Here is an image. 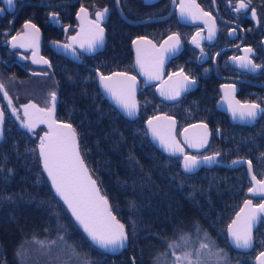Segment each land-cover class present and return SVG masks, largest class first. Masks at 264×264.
Returning <instances> with one entry per match:
<instances>
[{
  "label": "trees",
  "instance_id": "16d2710c",
  "mask_svg": "<svg viewBox=\"0 0 264 264\" xmlns=\"http://www.w3.org/2000/svg\"><path fill=\"white\" fill-rule=\"evenodd\" d=\"M109 27L106 51L94 66L131 72L133 27L124 24L121 30L114 17ZM83 66L76 64L75 76L61 81L59 119L75 128L92 176L129 233L127 248L111 255L94 246L54 194L37 151L20 144L12 148L9 170L0 175V264H42L54 255L84 264H156L169 240L187 234L191 251L198 248L204 232L215 241L213 251L223 249L216 257L218 264H254L264 251L263 225L255 232L250 253L233 250L226 234L245 197L243 176L236 179L231 169L217 166L183 173L181 158L159 151L144 128L150 117L163 112L155 96L142 94L138 117L128 120L102 96L94 74ZM213 152L210 146L204 153L192 154ZM170 259L162 258L160 264ZM213 261L214 256L210 264Z\"/></svg>",
  "mask_w": 264,
  "mask_h": 264
},
{
  "label": "flooded vegetation",
  "instance_id": "af4514ba",
  "mask_svg": "<svg viewBox=\"0 0 264 264\" xmlns=\"http://www.w3.org/2000/svg\"><path fill=\"white\" fill-rule=\"evenodd\" d=\"M237 2L238 0H215V2L196 0L200 8L210 13L215 20V36L209 40L208 27L201 20L192 22L181 18L180 0H175V3L173 0H119L120 8L117 0H14L12 8L0 0V9L4 10L0 12V84L5 86L13 107L18 110L17 114L20 117L17 119L12 115L7 100L0 92V109L5 112L4 123L0 126L2 133L0 175L9 170L8 163L11 162L14 146L23 144L34 147L39 155V136L48 131L44 124H40L34 133L21 127V121L24 119L23 105L35 103L41 108L49 107V94L55 91L57 94L55 118L58 122L69 123L59 119L62 99L61 81L70 79V75L75 76L76 64H79L84 65L86 70L94 74L96 84L98 72L101 75L124 72L136 76L140 82L139 109V97L149 92L157 98L154 97V100L163 110L161 113L177 119L178 135L188 126L198 123L207 125L211 133L208 148L212 146L214 152L202 156L219 153L217 167H224L223 164H231L234 160H250L254 174L258 179H264V114L259 115L251 123L241 121L239 117L234 119L228 110L223 87L234 86V97L241 103H256L264 108V0L261 2L251 0L250 9L240 13L234 10ZM81 7L87 10L88 20L91 21H95L97 11L108 9L104 18L106 22L101 24L105 30L104 50L96 54L82 50L78 43H73L70 39L80 33L81 22L77 16ZM251 8H255L257 12L256 19L251 16ZM53 13L56 14L55 19ZM113 17L118 21L121 30L124 29V24L133 27L131 50L132 43L136 39L146 38L159 47L173 34L180 37L179 50L165 65L162 81L145 87V81L136 70L133 50L131 72L122 70L108 72L94 66V61L106 51L109 32H112L109 22ZM124 17L135 22L147 20L151 22L131 25ZM26 22L35 24L39 28L38 35L33 34L31 29L24 28ZM120 29L117 32H120ZM197 32H200V37H197L200 48L191 42ZM18 33L19 38L14 41L13 37ZM13 43H23L26 47L13 48ZM64 44H72V47L66 50L73 52L79 61H72L56 52V49H62L61 45ZM246 48L253 50L249 58L254 64L260 65V68L256 70L242 68L233 61V57L244 56ZM34 51L38 53L37 59L43 57L51 67L42 63L34 64L32 62ZM45 72L47 75H43ZM183 75L194 79L196 83L189 85L188 90L179 100L167 102L158 96L157 89L163 82L168 83L165 87L167 90L174 85V80L181 81ZM226 150L229 151L228 161H225ZM228 169L234 172V178L237 179L238 175L244 178L245 197L242 205L246 199H251L254 205L264 200V197L248 194L252 182L247 164ZM261 226L264 229V222L260 223L257 230Z\"/></svg>",
  "mask_w": 264,
  "mask_h": 264
},
{
  "label": "snow or ice",
  "instance_id": "6c2138e0",
  "mask_svg": "<svg viewBox=\"0 0 264 264\" xmlns=\"http://www.w3.org/2000/svg\"><path fill=\"white\" fill-rule=\"evenodd\" d=\"M9 8L14 6V0H3ZM215 2V0H213ZM119 3V0H117ZM175 3V0H173ZM251 0H238L234 10L237 13L250 9ZM179 10L181 18L196 22L201 20L208 27V37L211 40L215 36L216 25L215 20L210 13L203 11L196 3V0H180ZM4 11L0 9V12ZM108 9L95 13V21L88 20V12L84 7L80 8V13L77 19L81 20L80 33L77 36H72L70 39L73 43H78L82 49L88 52L95 51L102 46L105 40L104 28L101 26ZM53 18L56 14L53 13ZM251 16L257 18L255 8H251ZM87 21L88 27L85 29L84 22ZM25 29H31L33 34L38 35L39 28L35 24L26 22ZM235 31V30H233ZM230 35L232 33H229ZM200 37V32L192 38V43L200 48V42L197 39ZM19 38V33L13 40ZM168 41H172L169 45ZM136 46V63L140 68L141 74L146 76L149 81L160 79L161 69L164 61L165 53H175L179 50L180 37L173 34L164 42L168 47L161 45V48L156 49V45L151 40L140 38L133 41ZM150 46V47H149ZM12 47H26L25 44L13 43ZM61 47L68 49L72 44H64ZM153 52L151 58H147L145 53ZM251 48L244 49L245 55L233 57V61L238 63L242 68H250L256 70L260 65L254 64L249 58L252 53ZM203 54V49L201 48ZM38 53L33 52L34 64H45L51 67L49 62L43 57L36 58ZM39 75L41 73H34ZM47 75V73H43ZM176 75V74H173ZM171 79V76L169 77ZM100 84L104 91L115 101L116 105L129 117H135L138 110L136 101V77L130 76L124 72H115L111 75H100ZM163 82L161 88L158 89L160 95L165 99L176 100L181 92L187 91L189 85H194L196 81L187 75L182 76L181 81H176L175 87H169L167 90ZM225 101L228 103V110L232 113L233 118L239 117L241 121L253 122L256 118L264 114V108L256 103H241L234 97L235 87L232 85H224ZM0 92L3 93L4 99L7 100L8 108L11 109L12 115L18 116V110L13 107L11 98L5 90V86L0 84ZM50 106L38 107L35 103L23 105L24 119L21 121V127L34 133L35 129L44 124L48 131L42 136H39V156L43 163V171L47 173L51 181L52 188L56 195L63 201L71 212L76 223L82 228L87 238L93 245L104 249L105 251H116L125 247L129 241V233L126 231L125 225L121 223L116 215L113 214L109 200L105 195L101 194L97 181L92 178L90 171L87 168L77 138V132L70 123L58 122L55 119L57 94L52 91L50 94ZM5 112L0 109V126L3 125ZM148 132H150L152 140L158 141L159 146L170 155H181L184 161V171L191 172L200 164L212 165L216 163L219 153L213 155H205L202 158L187 155L183 147L176 140L174 135L176 121L167 115L154 116L147 121ZM193 127H202L204 133L202 136L193 141L187 135L184 137V143L190 148L199 150L207 145V125H193ZM187 133L188 129H184ZM2 138V133H0ZM233 165L247 164L248 173L251 177L252 186L248 189L250 196L264 197V179H258L253 172V165L250 160H234ZM261 222H264V200L256 205H253L251 199L244 201L243 207L236 214L235 219L227 227L228 236L232 244L237 249H251L254 245V229ZM196 231L199 233L201 229L196 226ZM60 241L64 240L63 236H59ZM190 237L187 234L181 233L176 239L169 240L166 244V250L161 252L156 257V264H160L161 259L171 257L167 264H210L212 256L220 258L223 249L213 251L216 248L215 241L211 240L206 232L203 234V239L200 240L198 248L195 250H187ZM42 246L45 242H39ZM51 243L55 244L56 241ZM264 243V242H262ZM79 255V253H75ZM257 264H264V251H261L256 257ZM87 264V261H85Z\"/></svg>",
  "mask_w": 264,
  "mask_h": 264
},
{
  "label": "water",
  "instance_id": "95a60500",
  "mask_svg": "<svg viewBox=\"0 0 264 264\" xmlns=\"http://www.w3.org/2000/svg\"><path fill=\"white\" fill-rule=\"evenodd\" d=\"M118 7H119V3H118ZM120 8V7H119ZM120 12L122 13V11L120 10ZM78 15H82L80 12H79V14ZM88 19V18H87ZM124 19L126 20V22L127 23H129V24H131V25H138V24H142V23H145V22H151V20H147V21H139V22H135V21H131V20H128L127 18H125L124 17ZM157 20V19H156ZM80 22H81V20H80ZM103 22L105 23L106 22V19H104L103 20ZM102 26V25H101ZM84 27H85V29H87V27H88V24H87V21H85L84 22ZM104 35H105V30H104ZM106 40V39H105ZM105 40H104V43H103V45L102 46H100V47H98L95 51H93V52H88V51H86L85 49H82V50H84V51H86V52H88V53H91V54H96L97 52H99V51H102V50H104V45H105ZM136 40H138V39H136ZM167 41V40H166ZM153 43V42H152ZM172 43V41H168V44L170 45ZM154 44V43H153ZM154 45H156V44H154ZM162 45H164V47H168V45H165L164 43L162 44ZM150 47V46H149ZM161 48V46H156V49H160ZM132 50H133V53H134V57H135V66H136V70H137V72H138V74H139V76L145 81V87L146 86H150V85H152V84H156V83H159L160 81H162V79H163V76H164V74H165V65L168 63V61H169V59H170V57L173 55V54H175V53H171V52H169V53H165L164 54V61H163V65H162V69H161V77H160V79H155V80H151V81H149L148 79H147V77L146 76H144V75H142L141 74V71H140V68H139V66L137 65V63H136V46L132 43ZM56 52H58V53H60L61 55H63V56H65V57H67V58H69L70 60H72V61H79L78 60V58H77V56L73 53V52H70V51H68V50H66V49H64V48H62V49H56ZM154 53L153 52H147V53H145V55H146V57L147 58H151L152 57V55H153ZM115 73V72H114ZM113 74V73H112ZM128 74V73H127ZM101 75V73L100 72H98V75H97V86H98V88H99V90H100V92L102 93V95L104 96V98L123 116V117H125L126 119H128V120H135L137 117H138V114H139V101H138V94H139V91H140V82H139V80H138V78L136 77V81H137V83H136V101H137V104H138V110H137V114L135 115V117H129V116H127L117 105H116V103H115V101L114 100H112L111 99V97L104 91V89H103V87L101 86V84H100V80H99V76ZM111 75V74H110ZM128 75H130V76H134V75H132V74H128ZM177 80H174L173 82H176ZM163 84V83H162ZM162 84L158 87V89L159 88H161V86H162ZM168 84V83H167ZM167 84L166 85H164V87H166L167 86ZM174 86H176L175 85V83H174V85H172V87H174ZM158 89H157V94H158V96L160 97V98H162V99H164L165 101H167V102H174V101H177V100H179L181 97H182V95L184 94V92H181V94H180V96H179V98L178 99H176V100H170V99H165L163 96H161L160 95V92L158 91ZM56 107H57V103H56ZM56 112V111H55ZM164 115H167V114H165V113H160V114H157V115H155V116H164ZM167 116H170V115H167ZM154 117V116H153ZM170 117H172L175 121H176V126H175V131H174V135H175V137H176V140L180 143V145H181V147H183V149H184V152H185V154H187V155H192V156H194L193 154H191V153H188V152H202V151H204V150H206L207 148H208V146H209V142H210V139H211V133H210V130L208 129V127H207V132H208V137H207V145L205 146V147H203V148H200L199 150H197L196 148H190V147H188L185 143H184V137H185V135H187L190 139H192L193 141H196V140H198L201 136H202V134L204 133V129L202 128V127H193V125L192 126H188V127H186L187 129H188V132L187 133H185L184 132V129L181 131V133L178 135V121H177V119L176 118H174L173 116H170ZM152 118V117H151ZM56 119V118H55ZM150 119V118H149ZM148 119V120H149ZM147 120V121H148ZM147 121L144 123V128L146 129V131H147V134H148V136H149V139H150V141H151V143L159 150V151H161L164 155H166V156H168V157H173V158H181V170H182V172L183 173H185V174H188V175H192V174H195V173H197V172H199L201 169H203V168H205V169H211V168H214L217 164H218V162L216 161V163H213L212 165H207V164H200L195 170H193V171H191V172H185L184 171V161H183V156H181V155H179V154H177V155H170L168 152H166L163 148H161L160 146H159V143H158V141H153L152 140V137H151V134H150V132H148V124H147ZM194 125H197V126H199V125H205V124H202V123H198V124H194ZM185 128V129H186ZM77 138H78V136H77ZM79 142V141H78ZM81 152V151H80ZM213 155V154H212ZM197 157V156H196ZM203 157V156H202ZM202 157H199V158H202ZM82 158H83V156H82ZM217 158H218V156H217ZM84 159V158H83ZM40 161H41V165H42V169H43V163H42V160H41V158H40ZM84 162H85V160H84ZM85 164H86V162H85ZM241 164H239V165H233V163H231V164H223V166L224 167H226V168H235V167H239ZM86 166H87V164H86ZM87 168H88V166H87ZM89 169V168H88ZM90 171V170H89ZM44 174L46 175V177H47V179H48V181H49V183H50V186H51V188H52V185H51V181L49 180V178H48V176H47V173H45L44 172ZM90 175L92 176V174H91V172H90ZM250 176V175H249ZM92 178L94 179V177L92 176ZM251 178V177H250ZM97 186H98V184H97ZM99 187V186H98ZM100 189V188H99ZM52 190H53V192H54V194L56 195V193H55V190L52 188ZM102 194V193H101ZM103 195V194H102ZM57 196V195H56ZM260 197V196H259ZM57 198L63 203V201L57 196ZM64 204V203H63ZM109 204H110V202H109ZM243 205H244V203H243ZM243 205H242V207H243ZM254 205V204H253ZM64 206L66 207V209L68 210V208H67V206L64 204ZM111 206V205H110ZM241 207V208H242ZM240 208V209H241ZM240 211V210H239ZM238 211V212H239ZM68 212L70 213V215H71V212L68 210ZM237 212V213H238ZM236 213V214H237ZM113 214H114V212H113ZM115 215V214H114ZM72 216V215H71ZM117 217V216H116ZM235 217H236V215L234 216V218L233 219H235ZM73 218V217H72ZM118 219V218H117ZM73 220L75 221V219L73 218ZM119 220V219H118ZM120 221V220H119ZM121 222V221H120ZM232 222V221H231ZM75 223H76V221H75ZM122 223V222H121ZM77 224V223H76ZM259 225H260V223L257 225V227L254 229V233H253V235L255 234V231L257 230V228L259 227ZM77 226L82 230V228L77 224ZM126 228V227H125ZM83 231V230H82ZM127 231V230H126ZM84 233V232H83ZM85 234V233H84ZM226 234H227V240H228V243H229V245H230V247L233 249V250H235V251H238V252H241V253H250L253 249H254V247H255V237H254V245H253V248H251V249H237L233 244H232V242H231V239H230V237L228 236V233H227V230H226ZM86 235V234H85ZM90 241V240H89ZM91 242V241H90ZM127 245H128V242H127V244L125 245V247L124 248H122V249H118V250H116V251H105L104 249H101V248H99V247H97L96 245H94V246H96L97 248H99V249H101L102 251H104V252H106V253H109V254H111V255H120V254H122L125 250H126V248H127ZM259 255V254H258ZM257 255V256H258ZM256 256V257H257ZM256 257H255V259H254V264H257V260H256Z\"/></svg>",
  "mask_w": 264,
  "mask_h": 264
},
{
  "label": "rangeland",
  "instance_id": "374dc122",
  "mask_svg": "<svg viewBox=\"0 0 264 264\" xmlns=\"http://www.w3.org/2000/svg\"><path fill=\"white\" fill-rule=\"evenodd\" d=\"M55 257V255H54ZM54 257H52L51 261H44L42 264H84L82 263L81 261H78L77 259L76 260H71V257L67 256L66 255V258L65 257H55V260H54ZM41 264V263H40ZM213 264H218L216 262V257L214 256V261H213Z\"/></svg>",
  "mask_w": 264,
  "mask_h": 264
}]
</instances>
